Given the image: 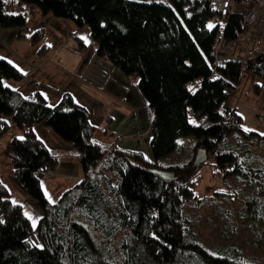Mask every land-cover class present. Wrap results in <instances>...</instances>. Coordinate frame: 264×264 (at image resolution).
<instances>
[{"label":"trees","instance_id":"16d2710c","mask_svg":"<svg viewBox=\"0 0 264 264\" xmlns=\"http://www.w3.org/2000/svg\"><path fill=\"white\" fill-rule=\"evenodd\" d=\"M207 3L0 0V27L17 28V38L26 30L27 5H35L43 15L50 12L89 26L96 55L123 74L138 76L152 113L153 154L147 159L141 151L93 140L95 125L85 106L68 93L53 106L40 92L23 95L5 81L23 74L0 58V136L9 129L8 120L22 135L7 141L4 156L14 183L42 211L33 226L0 179V264H245L234 246L208 251L181 214L186 201L204 200L194 193L200 167L194 166V158L203 149L224 177L233 175L248 184L246 218L257 228L264 221V158L247 164L252 154L244 159L237 151L239 132L260 137L261 146L264 132L244 130L241 115L226 104V86L234 87L242 71L259 75L264 84V54L244 69L227 62L213 74L211 46L219 28H207L213 18ZM239 24V16L231 15L223 28L226 38L240 31ZM42 30L36 29L31 39L41 38ZM193 81L200 84L190 90ZM39 122L72 145L82 167L83 178L66 188L56 203L46 197L41 181L56 169L59 156L35 133L33 126ZM188 135L196 138L193 155L183 162H165L179 148L178 138ZM161 170L176 176L166 179L157 173ZM232 192L229 186L214 194L228 197ZM261 249L259 264H264V246Z\"/></svg>","mask_w":264,"mask_h":264},{"label":"rangeland","instance_id":"374dc122","mask_svg":"<svg viewBox=\"0 0 264 264\" xmlns=\"http://www.w3.org/2000/svg\"><path fill=\"white\" fill-rule=\"evenodd\" d=\"M25 11L27 21L24 36L17 38L14 31L15 42L9 39L0 43V56H5L23 74L19 80H5L7 85L17 88L25 96L40 92L51 106L59 103L63 93H68L72 100L89 111V121L95 125L93 140L108 146L115 144L118 148L141 151L147 159L152 158L149 129L152 115L137 85L138 76L123 74L117 66L96 55V45L88 25L77 26L71 18L54 16L50 12L43 15L35 5H27ZM215 25V20L211 18L207 28ZM38 28L43 29L42 37L32 40L30 35ZM43 45L46 47L44 50ZM256 85H259L258 90L255 89ZM226 90L229 93L227 107L241 115L242 128L263 133L264 84L260 76L242 71L238 83L234 87L226 86ZM109 117L113 118L112 122L106 120ZM8 122L9 129L0 136V174L4 173L2 182L9 190L10 199L22 204L30 222L33 224L35 221L36 225L42 211L36 201L14 183L9 158L4 156L7 141L17 136L18 130L10 120ZM33 129L39 139L59 156L56 169L42 177L47 194L50 195L53 189L52 178L61 181L55 187L62 190L64 185L75 179L74 175L82 179V167L75 158L72 145L44 123L35 124ZM239 134L238 153L244 159L248 154L253 156L247 164L254 165L259 162L257 157L264 158L260 137ZM178 139L179 148L166 156L165 162H183L193 155L196 138L188 135ZM235 141L231 139L230 142L235 144ZM6 166L11 168L8 173ZM199 166L194 193L204 200L199 204L185 202L181 214L186 218V223L191 226L197 240L211 253H216L220 247L234 246L245 264H259V253L264 246V221H260L257 228L253 220L245 216L246 197L251 193L248 184L233 175L224 177V171L218 169L211 155ZM110 181L113 182V179L110 178ZM229 186L235 193L232 192V196L214 194L228 190ZM259 228L261 232L257 234Z\"/></svg>","mask_w":264,"mask_h":264},{"label":"built area","instance_id":"2783aa9c","mask_svg":"<svg viewBox=\"0 0 264 264\" xmlns=\"http://www.w3.org/2000/svg\"><path fill=\"white\" fill-rule=\"evenodd\" d=\"M207 6L219 28L211 46L213 74L227 62H236L244 69L249 61L264 54V0H208ZM231 15L239 16L240 31L226 38L223 28ZM199 84L193 81L190 90Z\"/></svg>","mask_w":264,"mask_h":264},{"label":"crops","instance_id":"0c3cea01","mask_svg":"<svg viewBox=\"0 0 264 264\" xmlns=\"http://www.w3.org/2000/svg\"><path fill=\"white\" fill-rule=\"evenodd\" d=\"M14 31H16L17 32V28H13V29H10V28H1L0 27V43H5V42H7L9 39H10V41L11 42H15L16 40H13V39H16V37H14ZM0 58H6L5 56H0ZM119 76H120V74H119ZM1 118H3L2 117V115H0V119ZM106 120H109V122H112L113 121V118L112 117H109V119L108 118H106ZM110 126L111 125H109V129H110ZM16 135L17 136H21V131L18 129L17 130V133H16ZM103 143V142H102ZM6 168H7V173L10 171V167L9 166H6ZM2 172H3V170H2ZM77 172V171H76ZM4 176V173H1L0 174V179H2V181H4L3 180V177ZM76 180H75V179ZM74 178L72 177V179H74V180H71L68 184H66V185H64L65 187H62V188H64L63 190L62 189H58L57 187H55V185L56 184H60V182L61 181H59L58 179L57 180H55L54 178H52V182L51 183H53V185H52V190H51V194L50 195H48L47 194V191H46V188H44L43 187V185H42V181H41V186H42V188H44V192H45V194H46V197L50 200V202H54V203H56V202H58V198H59V196L62 194V192L66 189V188H70L71 186H73V185H75V183H78L80 180H81V178L76 174V175H74ZM43 179V178H42ZM72 181H74V184L73 185H70V183H72ZM66 182V181H65ZM6 185V184H5ZM7 187V186H6Z\"/></svg>","mask_w":264,"mask_h":264},{"label":"water","instance_id":"95a60500","mask_svg":"<svg viewBox=\"0 0 264 264\" xmlns=\"http://www.w3.org/2000/svg\"><path fill=\"white\" fill-rule=\"evenodd\" d=\"M206 158V152L203 149H199L196 153V156L194 158V166L198 167L201 163L205 161ZM157 173L166 179H173L176 176L175 172H168V171H157Z\"/></svg>","mask_w":264,"mask_h":264},{"label":"snow or ice","instance_id":"6c2138e0","mask_svg":"<svg viewBox=\"0 0 264 264\" xmlns=\"http://www.w3.org/2000/svg\"><path fill=\"white\" fill-rule=\"evenodd\" d=\"M33 226H35V221H33Z\"/></svg>","mask_w":264,"mask_h":264}]
</instances>
